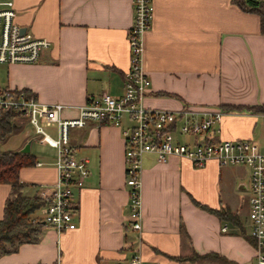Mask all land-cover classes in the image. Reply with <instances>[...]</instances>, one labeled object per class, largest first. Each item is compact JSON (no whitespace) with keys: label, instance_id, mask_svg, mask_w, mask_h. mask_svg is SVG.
<instances>
[{"label":"crops","instance_id":"crops-1","mask_svg":"<svg viewBox=\"0 0 264 264\" xmlns=\"http://www.w3.org/2000/svg\"><path fill=\"white\" fill-rule=\"evenodd\" d=\"M0 5L13 8L16 24L50 43L38 62L6 67L3 86L24 90L41 103L71 107L102 93L122 94L131 0H0ZM152 5L151 28L142 38L143 67L151 83L143 106L172 112L220 108L227 113L220 139L260 145L253 132L264 114L248 110L264 107L259 16L233 0H152ZM61 116L75 117L76 110L65 109ZM13 127L0 152H19L35 141L23 117H15ZM10 136H15L13 147ZM68 136L89 170L84 186L74 192L75 229L56 233L43 227L37 243L0 256V264H113L134 253L147 264H218L177 260L193 253H215L235 264L252 261L255 251L245 228L246 167H223L214 160L195 167L185 158L170 156L161 163L153 154L144 155L137 233L129 226L121 127L89 122ZM34 158L42 166L19 170L26 195H38L56 179L55 151L50 160ZM10 194V185L0 184V219ZM221 211L237 216L244 236L217 215Z\"/></svg>","mask_w":264,"mask_h":264},{"label":"built area","instance_id":"built-area-1","mask_svg":"<svg viewBox=\"0 0 264 264\" xmlns=\"http://www.w3.org/2000/svg\"><path fill=\"white\" fill-rule=\"evenodd\" d=\"M259 2L264 0H250ZM132 23L127 33L129 66L123 74V92L119 96L102 93L80 106L46 104L24 90L0 84V114L14 112L31 127L38 144L55 151L53 185L38 196L45 201L32 218L56 233L76 227L74 192L81 189L89 175L87 160L78 157L69 144V131L83 128L89 122L121 127L124 141L125 187L128 191L129 226L139 233L140 172L143 156L153 154L157 162L170 156L189 160L201 167L214 160L219 166H243L249 171L247 200L248 237L254 256L249 264H264V147L254 140H223L219 125L224 114L220 108L166 111L145 108L142 100L150 88L143 67V35L150 30L153 17L152 0H131ZM10 6L0 5V68L13 64H34L50 46L46 39L36 38L15 22ZM76 110V116L63 118L65 109ZM54 129L53 135L48 132ZM181 137L180 138H178ZM193 139L186 142L183 139ZM34 166H42L35 162ZM221 232H227L226 224ZM55 264H59L56 262ZM113 264H147L138 253Z\"/></svg>","mask_w":264,"mask_h":264},{"label":"trees","instance_id":"trees-1","mask_svg":"<svg viewBox=\"0 0 264 264\" xmlns=\"http://www.w3.org/2000/svg\"><path fill=\"white\" fill-rule=\"evenodd\" d=\"M241 9L251 11L259 16L260 31L264 35V1L253 2L250 0H233ZM249 111L264 114V107H249ZM14 112L0 114V142H2L13 131ZM35 164V158L30 153L0 152V184H8L11 194L5 200L3 216L0 219V256L15 253L22 244H35L39 241L41 223H32V218L38 209L45 204L37 194L26 195L27 186L19 181V170L31 167ZM217 215L238 227L239 232L243 228L236 215L229 211L217 212ZM177 260L196 261L198 263L214 262L218 264H235L223 256L215 253L197 254L193 253L188 258H177Z\"/></svg>","mask_w":264,"mask_h":264},{"label":"rangeland","instance_id":"rangeland-1","mask_svg":"<svg viewBox=\"0 0 264 264\" xmlns=\"http://www.w3.org/2000/svg\"><path fill=\"white\" fill-rule=\"evenodd\" d=\"M6 67H1L0 68V84H3L6 80ZM48 132L53 135L54 129L49 128ZM221 136V135H220ZM10 140L12 141L9 146L13 147L15 140H11L15 136H10ZM178 138L181 139V137L178 136ZM253 139L257 140L261 146H264V120L259 119L257 120L255 126H254V132H253ZM5 141V140H4ZM3 141V142H4ZM53 149L49 148L48 146H43L38 144V142L35 140L31 143V155L38 159H43V160H50L52 154H53ZM246 231L248 233V226L245 227ZM263 252H264V246H263Z\"/></svg>","mask_w":264,"mask_h":264},{"label":"water","instance_id":"water-1","mask_svg":"<svg viewBox=\"0 0 264 264\" xmlns=\"http://www.w3.org/2000/svg\"><path fill=\"white\" fill-rule=\"evenodd\" d=\"M25 29L24 28H21V31L23 32ZM30 143H31V140L28 141L24 147L19 151L20 153H23V154H28L30 152Z\"/></svg>","mask_w":264,"mask_h":264}]
</instances>
